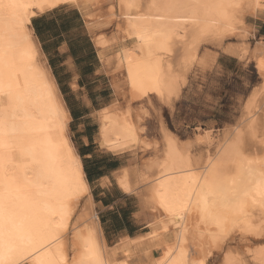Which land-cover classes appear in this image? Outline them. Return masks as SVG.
Masks as SVG:
<instances>
[{"label": "bare ground", "instance_id": "6f19581e", "mask_svg": "<svg viewBox=\"0 0 264 264\" xmlns=\"http://www.w3.org/2000/svg\"><path fill=\"white\" fill-rule=\"evenodd\" d=\"M106 2L108 21L96 10L101 0H0V264H206L209 254L235 240L231 230L247 224L253 211L264 216V155L241 160L238 174L228 161L223 163L239 156L232 147L219 164L207 156L196 172L188 149L181 151L168 133L159 165L146 172L133 165L117 180L128 194L149 182L144 204L157 210L156 221L146 234L106 242L69 135L71 118L32 32V19L66 5L78 8L87 25L118 22L117 42L103 36L96 40L100 60L146 74L160 97L170 100L179 81L168 59L177 58L173 42L184 44L195 34L232 35L246 13L257 16L264 10V0ZM249 52L264 88V42ZM135 111L122 113L116 106L99 111L101 147L123 152L141 144V117ZM254 232L264 241V227ZM248 253L252 264H264V247ZM222 264L240 260L229 250Z\"/></svg>", "mask_w": 264, "mask_h": 264}, {"label": "rangeland", "instance_id": "374dc122", "mask_svg": "<svg viewBox=\"0 0 264 264\" xmlns=\"http://www.w3.org/2000/svg\"><path fill=\"white\" fill-rule=\"evenodd\" d=\"M101 1V7L99 6L96 10L98 13L101 11L102 14H105L104 18L108 21L110 17H107L105 13L107 2L106 0ZM99 15L101 16V14ZM34 21V27L42 23V20H38L36 23ZM260 24L257 16L246 13L242 23L234 25L236 31L232 35L195 34L184 44L173 42V53L176 55L173 57L177 58L172 59L170 57L168 59L174 69L173 73L176 74L174 76L179 81L176 94L170 97V100L172 98L171 101L160 97L157 89L151 90L147 83L150 80L146 74L141 77L125 72L123 75L127 82L137 87L141 101L159 100L160 111H162V132L172 134L181 151L184 152L188 149L196 172L201 171V167L208 157L215 164H219L223 152L232 147L234 150L238 149L239 156L233 155L230 157L233 160L227 158L223 163L228 161L227 165H232L238 174L240 173L241 160L250 162L260 159L264 155L260 153L261 148L264 149V123L261 121L264 115V104H262L264 103V88H261L263 78L259 76L256 62L253 61L254 59L249 52L256 46L257 42H264L263 33L257 30L260 28ZM87 27V31L94 37L95 43L100 36L112 43L120 39L121 26L118 22L113 21L110 24L106 22L104 25L92 24L87 25ZM186 29L188 31L189 27ZM186 44L187 46H185ZM182 48L185 49L184 52ZM191 48L194 49L191 51ZM54 49L50 48L47 54H44V59L47 64L50 63L51 67H53L52 56L58 54ZM191 54H194V57ZM188 55L191 56L190 59ZM186 60L189 64L185 62ZM189 60H193L192 63ZM102 65L103 74L98 77V80L111 85L115 68L114 60L102 62ZM102 65L100 66L102 67ZM53 68L55 69V67ZM119 71L121 70L119 69ZM93 81L89 77L84 79L85 83ZM128 93L126 95L132 103H135L134 106L140 104L141 101L135 100L133 93L130 91ZM126 95L123 93L124 98ZM256 96L257 98H255ZM70 100V98L66 99L69 104L71 103ZM254 102L256 103L254 104ZM118 107L123 109L124 105L121 103L118 104ZM165 110L168 111L166 115L164 114ZM123 112L126 111L123 110ZM254 114L262 117L256 121L257 116ZM253 116L255 120L252 119L251 122ZM78 130H80V124L69 125V135H71L74 147L82 150L81 143L75 139ZM206 132L209 134L205 135ZM164 146L165 141L163 139L162 143L156 147L159 158L164 154ZM149 188V182H146L143 183L142 189L137 192L141 196L140 201L143 209H147L144 203L149 198ZM83 207L82 205L80 211ZM143 209L138 214L141 222L145 223L142 231L137 232L140 234L148 233L151 229L150 223L156 221L158 216L155 209H147V215L143 213ZM79 215L80 213H77L74 216L73 222ZM97 217L101 221L102 226H100L102 228L100 227V229L103 237L109 245H113L119 236H116L120 228L118 213L114 214L113 211L101 212V214H97ZM149 218L152 219L150 222H148ZM260 227H264V216L261 215L260 211L255 210L247 224L237 225L231 230L230 233L235 240L226 242L223 250L219 249V251H213L212 255L209 254L206 258V264H222L224 255L229 250L233 256L238 257L240 264H252L248 250L253 251L264 247V241H258L255 237L256 234L254 236V231ZM258 238L261 239V237Z\"/></svg>", "mask_w": 264, "mask_h": 264}, {"label": "crops", "instance_id": "0c3cea01", "mask_svg": "<svg viewBox=\"0 0 264 264\" xmlns=\"http://www.w3.org/2000/svg\"><path fill=\"white\" fill-rule=\"evenodd\" d=\"M34 20H42V23L34 27ZM257 20L261 23L257 30L263 33L264 38V10L258 13ZM30 26L40 50L45 55L50 48H55L54 50L58 52L51 58L55 69L50 66L49 62L48 64L62 93V99L66 103L71 118L70 124H80V130H78L80 134L77 132L75 139L81 143L82 150L76 148L75 150L81 158L86 182L90 186L95 214L97 216L98 213L112 211L114 214L118 213L120 228L116 236L119 235V239L131 237L138 231H142L145 224L138 216L143 209L140 201L141 196L134 192L128 194L123 191L117 184V180L125 168L136 165L146 172L151 166L159 165L163 161L166 142L161 158L157 154L156 147L162 143L163 139L165 141V135L168 132L165 134L162 132L160 102L157 99L152 101L138 99L141 96L140 92L135 89L137 87L134 88V85L127 82L123 75L125 72H130L143 76V73H138L129 66L119 71L118 66L115 65L111 85L98 80V77L103 74L102 61L95 39L87 31V20L78 8L63 5L54 10L42 12L32 19ZM87 77L94 81L85 83L84 79ZM147 83L151 90L155 91L151 81ZM128 84L130 85L128 86ZM64 91L65 94H63ZM128 91L134 94L135 100L141 101L140 104L134 106L135 103H132L127 97ZM123 93L127 94L125 98ZM65 98H70L71 103L69 104ZM121 103L124 105L123 109L118 107V104ZM114 106L122 111L136 109L135 112L142 118L141 120L133 112L135 120L139 118L142 121L138 120L142 129V142L137 148L114 152L101 147L97 137L99 111L104 107L112 108ZM164 114H168V111L165 110ZM88 174L91 175L90 181ZM143 213L146 214L147 210L143 209ZM97 220H99L98 217Z\"/></svg>", "mask_w": 264, "mask_h": 264}, {"label": "trees", "instance_id": "16d2710c", "mask_svg": "<svg viewBox=\"0 0 264 264\" xmlns=\"http://www.w3.org/2000/svg\"><path fill=\"white\" fill-rule=\"evenodd\" d=\"M38 20H35L34 21V23H36ZM88 179H89V181H90V179H91V175L90 174H88Z\"/></svg>", "mask_w": 264, "mask_h": 264}]
</instances>
